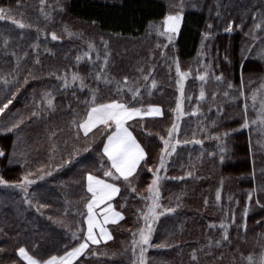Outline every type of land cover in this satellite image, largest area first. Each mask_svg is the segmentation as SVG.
<instances>
[{
	"label": "trees",
	"instance_id": "1",
	"mask_svg": "<svg viewBox=\"0 0 264 264\" xmlns=\"http://www.w3.org/2000/svg\"><path fill=\"white\" fill-rule=\"evenodd\" d=\"M29 1L20 0L19 6L31 4ZM169 3L58 0L47 24L35 17L24 20L32 25L25 27L31 36L30 32L23 35L9 21L0 23V101L10 95L12 75L21 82L12 104L0 113V126L10 127L25 118L19 129L0 132V148L5 153L0 156V177L14 182L25 170L41 165L50 171L29 186L30 204L19 188L0 184V264H27L18 254L21 246L36 259L62 255L66 246L75 245L86 234V201L91 196L86 174L91 171L104 178L108 164L102 153L106 136L101 126L88 134L91 147L85 151L83 132L80 129L77 138L73 122L86 117L92 92L97 102L120 98L136 106L151 103L161 107L159 118L129 122L153 165L158 164L163 148L160 136L167 138L174 122L180 126L176 138L182 143L170 156L166 171L160 173V203L173 207L174 212L162 215L153 231V243L168 246L148 248L144 254L147 264H258L264 253V226L257 221L264 219V208L255 201H264V153L242 127L245 108L241 93L249 97L259 86L257 78L264 77V59L257 57L264 43V24L254 27V21L261 23L264 16V0H183L179 33L166 45L151 30L162 26ZM0 6L19 7L17 0H0ZM229 22L232 31L226 32ZM39 30L46 37L38 40L35 33ZM250 30L258 38L246 56L243 49L252 41V36L246 35ZM52 31L61 39L52 40ZM205 32L210 35L205 37ZM9 35L5 51L3 40ZM87 51L91 59L85 57ZM177 61L181 70L188 72L183 98L191 94L186 103L195 99L201 109L198 117L189 120L177 121L173 111L180 98ZM101 67L102 77L106 75L110 82L95 79ZM73 72L85 78L87 87L81 90L78 80L72 82ZM205 73V79L200 80ZM220 73L223 79L217 80ZM25 76L27 83L23 82ZM58 76L67 77V87H61L64 81ZM124 76L129 77L131 86L139 87L135 100L124 86ZM4 79L9 84H4ZM201 89L205 96L198 101ZM49 98L52 106L47 103ZM36 107L42 110L40 115L29 119ZM15 147L20 154L17 163L12 160ZM77 149L78 154L69 159V153ZM56 163L61 167H54ZM150 179L146 170L130 178L135 191L123 184V178L118 181L122 186L113 205L124 218L109 226L111 240L89 245L98 254L82 257L81 264L84 260L87 264H133L132 231L143 225L148 203L143 197L148 195ZM245 222L246 230L242 227Z\"/></svg>",
	"mask_w": 264,
	"mask_h": 264
},
{
	"label": "snow or ice",
	"instance_id": "2",
	"mask_svg": "<svg viewBox=\"0 0 264 264\" xmlns=\"http://www.w3.org/2000/svg\"><path fill=\"white\" fill-rule=\"evenodd\" d=\"M43 2V0H41ZM20 0H17V5L19 6ZM185 7L183 0L177 3V0H170L169 3V12L163 17V30L157 29L161 36L167 37L168 41L171 42L173 38V34L176 33L177 28L180 24L181 17L183 16L182 8ZM14 9L11 7H3L0 6V21H9L13 25L18 26L23 29L25 27H31L30 23L26 24L22 22L20 19H16L14 15ZM258 11V10H257ZM264 24V16L261 17V23H255V28H261V25ZM210 27V26H209ZM226 32L232 31V22H229L228 26L225 28ZM52 40L61 39L60 36L57 35L55 31L51 33ZM71 34V33H69ZM210 35L209 32H205L204 36L208 37ZM248 36H252V41L248 43V45L243 49V53H251L252 44L258 38L253 32L250 30L249 33H246ZM262 42H264V38H261ZM9 36L4 37V46L5 51H7ZM93 46L89 45L91 49ZM261 54L264 56V49H261ZM15 54V53H13ZM85 55H89L85 53ZM247 57L242 55V59H246ZM80 57H77L79 60ZM89 59L91 56L89 55ZM96 59L100 60L101 55L99 52L96 54ZM104 65L107 64V54L103 57ZM225 60H228L227 55L225 56ZM38 62V61H37ZM243 71V68H242ZM104 72V68L101 67L100 71L96 72L95 79L100 80L103 78L106 82H110L108 77L104 75L102 77V73ZM176 73L180 77L177 80V85L179 86L180 98L177 99L175 109L173 111L176 113V120L178 121L180 117L184 114L182 107V98L184 97V84L183 81L187 77L188 72H184L181 70L180 64L176 62ZM31 75V73H29ZM51 75V73H50ZM204 75H200L199 79L204 80ZM58 79H63L64 83L61 87H67L69 81L67 77H57ZM72 82L79 81V87L81 90L85 85V78L79 75L77 72L72 73ZM148 76H144V80L146 81ZM217 80L223 79V73H220L219 76L216 77ZM28 76L23 78V82L27 83ZM124 86L128 88V91L132 93L133 100L136 99L137 96L140 95L139 87L131 86L129 84V77L124 76ZM12 81L14 83L9 88V96H6L4 101H0V113H4L5 109H8V106L12 104L13 99L17 95V91L19 90V86L21 84L20 80L16 75H12ZM243 82V80H242ZM132 85L135 82H131ZM4 84H9L7 79H4ZM155 80L152 81V86L155 87ZM232 87L231 84L228 85ZM15 88L16 90H12ZM243 94V93H241ZM200 98L203 99L205 96V92L203 89L200 91ZM215 95V93L213 94ZM227 95V93H225ZM48 97V94L45 93V98ZM255 99V96H253ZM47 103L49 106H52V100L47 99ZM89 107L86 113V117L81 121H73L76 123L77 127V138H79V130H83V137L85 139V147L84 150L87 151L88 148L91 147V140L88 138L89 132L92 131L93 128H97V126H101L103 129V135L106 136V139L103 141V156L107 158L108 164L104 167L103 176L101 178L98 175L93 174V172L89 171L86 174L87 180V192L91 194L90 198L86 201V220H87V232L80 240V242L76 243L72 246H66L62 255H51L48 259H36L32 255L28 254L25 247L21 246L17 249L19 256L23 257L27 264H81V258L91 255L98 254L89 248L90 244L99 245L101 243V239L105 242L111 240L113 237L110 231L104 226L110 221L113 223L118 222L119 220L124 218V215L121 211L116 210L111 201L117 194L120 193V189L122 184L118 183L123 178V184L132 187V190L135 191L133 187V181L130 178L134 176H138L143 171H147L151 174L150 182L147 183V196H144L143 199L147 201L146 209L147 211L143 213V225L138 226L134 231H132L131 238V251L133 255V264H147V260L145 258V252L148 248L151 247H167V244H154L153 243V231L154 225L160 219L162 215L165 213L174 212L173 207H164L160 203L161 198V187L160 181L162 179L161 170H165L168 164V158L176 152V146L181 144L182 141L176 138V134L179 132V124L174 122L172 126L168 129L167 138L164 136H160V140L163 142V148L161 149V154L159 157L158 164L149 163L147 156L148 153L145 150V147L141 145V143L137 140V137L134 135L132 130V125L128 123V121L133 120L135 117H159L163 115L162 109L159 105L156 104H147L136 106L135 104L129 103L120 98H111L106 102H97L95 92H92L91 99L88 101ZM247 106L245 105V109ZM41 109L36 107L34 111H32L29 115V119L32 117H36L40 115ZM195 114V113H193ZM246 115V111H245ZM24 117H21L19 121L11 123L10 127L8 125H4L3 129L5 131H11L12 129H19L20 125L24 123ZM254 122V121H253ZM139 123V121H136ZM215 122H213L214 124ZM249 121L247 119L244 120L242 127H247ZM100 131V129H97ZM95 136V134H93ZM219 138V137H217ZM188 141H183V143H187ZM197 143H203V141H197ZM79 149L74 150V152L69 153V159L73 154H78ZM5 153L2 148H0V156H4ZM221 161H223L224 157H220ZM63 163H68V160H64ZM143 165V166H141ZM54 167H61L60 163H56ZM139 170V171H138ZM50 175V171L48 170L47 165H41L39 169L36 170H25L21 177L14 181L10 182L9 180L0 177V184L2 185H11L15 188H19L23 193L25 200L30 204L31 201L28 200V188L32 185L36 180L43 179L44 176ZM188 175H191L189 172ZM111 179V182H110ZM249 203L252 201V194L249 193ZM217 199H220V193L217 192ZM255 203L259 205L261 208H264V201L259 198L256 199ZM103 207H100V206ZM46 207L47 205H42ZM179 205H177L178 207ZM96 209H99L98 211ZM248 209H245V216H247ZM102 216V219H101ZM257 224L264 226V219L258 220ZM223 226V225H222ZM242 227L246 230V222L242 225ZM99 229L97 232L96 229ZM264 235V233H262ZM75 238V234H73ZM227 239V233L224 236ZM219 243V242H217ZM137 249L138 254H137ZM103 254V253H100ZM195 259V257H193ZM248 260L253 261L252 255H249ZM14 264V262H13ZM83 264H87V261L84 260ZM258 264H264V253H262L259 257Z\"/></svg>",
	"mask_w": 264,
	"mask_h": 264
},
{
	"label": "rangeland",
	"instance_id": "3",
	"mask_svg": "<svg viewBox=\"0 0 264 264\" xmlns=\"http://www.w3.org/2000/svg\"><path fill=\"white\" fill-rule=\"evenodd\" d=\"M29 2L31 4L27 5L25 3V4H21L17 8H14L15 10L14 15L16 19H20L22 20V22H24L25 19L35 17L37 20H39L38 22H46L47 24L49 22V19L53 18V5H56L58 0L55 1L54 3H49V0H43V2H41V0H30ZM31 11L34 12V15L31 14ZM4 22L6 21H0V23H4ZM14 27L19 28L16 25H14ZM157 29H160L162 31L163 24L162 26L157 25L156 28H153L151 30L156 35L161 36L159 32L157 31ZM19 30L21 33H23V35H28V32H30V36L32 34V32L28 31L26 28H23V29L19 28ZM35 34H37L38 40L46 37V33L43 30H39ZM11 37L12 36L9 35L8 41H11ZM50 37H51V34H50ZM161 37L166 42V45L171 44L176 38L175 35L173 34L172 41L169 42L167 37L165 36H161ZM36 47H38V45ZM261 49H264V43L263 45L260 46V49L257 52V57L264 59V56H262L261 51H260ZM85 53H88L90 55L89 51ZM89 55H85V57L89 58ZM248 55L249 53H246V56ZM257 79H259L258 81L259 86L254 92L250 94L249 97H247L246 94L243 92L242 98L244 102V108H245V105L247 106V108L245 109L246 111L245 119L249 121L248 126L243 127V128L246 129V131L250 133V137L253 138V143L256 144L258 147H260L264 153V77L257 78ZM183 84L184 86L185 84L188 85V81H183ZM199 94H200V91H199ZM190 95L191 94H189L187 98L182 99V107H183L184 114L180 117L179 121L183 119L189 120L190 117H193V118L196 116L198 117L201 113V109L199 108L198 103L196 102L195 99H193L189 104L186 103ZM253 96H255V99H253ZM200 100L201 98L198 99V101ZM1 131H5V130L2 129L0 126V132ZM18 150H19L18 147H15V150L12 155V160L14 163H17L19 161L20 154L18 153ZM169 159L170 157L168 158V161ZM21 258L27 263V261L23 257Z\"/></svg>",
	"mask_w": 264,
	"mask_h": 264
},
{
	"label": "crops",
	"instance_id": "4",
	"mask_svg": "<svg viewBox=\"0 0 264 264\" xmlns=\"http://www.w3.org/2000/svg\"><path fill=\"white\" fill-rule=\"evenodd\" d=\"M181 23H182V17H181V20H180V24H179V26H178V28H177V31H176V33L174 34L175 35V37L178 35V33H179V30H180V27H181ZM163 112V111H162ZM159 117H161V116H159ZM159 117H151V118H159ZM139 118H141V117H135L133 120H136V119H139ZM143 118H147V117H143ZM148 118H150V117H148ZM130 121H132V120H130ZM130 121H128V123L130 122ZM97 127H99V125L97 126ZM94 129H96V128H93L92 129V131L94 130ZM81 131L83 132V130L81 129ZM91 131V132H92ZM90 133V132H89ZM142 145V144H141ZM118 195V194H117ZM117 197V196H116ZM116 197H114L113 198V200L116 198ZM113 200L111 201V203H112V205H113ZM100 207H103L102 205L100 206ZM113 207H114V205H113ZM115 208V207H114ZM97 211L99 210V209H96ZM101 219H102V216H101ZM122 220V219H121ZM121 220H119L118 222H120ZM118 222H116V223H118ZM116 223H113V222H109V223H107V224H105L104 226L109 230V226L110 225H112V224H116ZM86 224H87V220H86ZM96 231L98 232L99 231V229L97 228L96 229ZM110 231V230H109ZM101 242H105L103 239H101Z\"/></svg>",
	"mask_w": 264,
	"mask_h": 264
}]
</instances>
